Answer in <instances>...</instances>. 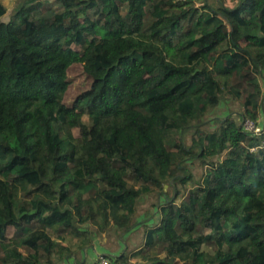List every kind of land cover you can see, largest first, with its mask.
Returning a JSON list of instances; mask_svg holds the SVG:
<instances>
[{
    "label": "trees",
    "instance_id": "16d2710c",
    "mask_svg": "<svg viewBox=\"0 0 264 264\" xmlns=\"http://www.w3.org/2000/svg\"><path fill=\"white\" fill-rule=\"evenodd\" d=\"M57 5L23 0L5 23L0 0V264L78 261L137 228L110 264H264V126L243 127L264 115V0ZM75 65L89 83L69 104ZM229 97L243 123L203 130Z\"/></svg>",
    "mask_w": 264,
    "mask_h": 264
},
{
    "label": "rangeland",
    "instance_id": "374dc122",
    "mask_svg": "<svg viewBox=\"0 0 264 264\" xmlns=\"http://www.w3.org/2000/svg\"><path fill=\"white\" fill-rule=\"evenodd\" d=\"M4 6L7 9L6 15L2 18V21L7 23L10 21V18L15 13L17 6L23 0H1ZM210 3L215 4L216 0H209ZM44 7L46 9L51 8L54 9L58 6V0H42ZM230 5H233L230 3ZM69 81L70 87L68 94L66 95V102L72 104L76 98V96L88 86L89 79L84 74L81 65L73 66L69 71ZM263 88L264 95V82L261 83ZM244 113L243 100H234L232 98H228V100L221 102V104L214 110H212L204 119V124L202 126L205 131H213L218 127V120L224 117H231L237 123H243L241 114ZM256 124L261 128L264 126V115L260 112L256 121ZM194 136H198L194 134V131L191 130L186 132L184 135L185 143L189 146L192 144V140ZM190 170L193 172V175L196 181H200L204 175V168L200 166L198 161L192 162L190 165ZM172 189V188H171ZM168 185L165 186L166 191L172 192V190ZM173 196V194H171ZM182 196L177 199V202H180ZM160 203L159 197L155 195L142 197L140 200V204L138 206V218L141 219L146 214H154L157 211V205ZM9 236H12L14 233V229H9ZM117 233L115 231L105 232L99 237H94L93 239V248L98 249L92 250V247L87 249L85 252H88L87 256L84 257L85 264H89L91 260H96L97 255L101 256L103 254H108L107 252L114 253L116 255H120L123 251L131 252L135 249L140 248L143 245V228L134 229L131 233L123 234ZM122 237V239H121ZM84 251H81L77 255L78 262L83 260ZM73 260V259H71ZM134 262V261H133Z\"/></svg>",
    "mask_w": 264,
    "mask_h": 264
},
{
    "label": "built area",
    "instance_id": "2783aa9c",
    "mask_svg": "<svg viewBox=\"0 0 264 264\" xmlns=\"http://www.w3.org/2000/svg\"><path fill=\"white\" fill-rule=\"evenodd\" d=\"M243 127L246 132L252 133L257 136L261 135L263 131V128L258 126L256 122L250 119L244 121ZM94 264H110V262L104 255H101L98 256L97 261Z\"/></svg>",
    "mask_w": 264,
    "mask_h": 264
},
{
    "label": "crops",
    "instance_id": "0c3cea01",
    "mask_svg": "<svg viewBox=\"0 0 264 264\" xmlns=\"http://www.w3.org/2000/svg\"><path fill=\"white\" fill-rule=\"evenodd\" d=\"M92 250H96V251H94V252H97L98 251V249H96V248H93L92 247ZM89 251H91V249H89ZM108 254H113V255H116V254H114V253H110V252H107ZM103 255H106V254H103ZM87 256V258H88V252H85L84 251V256H83V260L82 261H80V262H78V261H76V260H69L68 262H66L65 264H85L84 263V261H85V259H84V257H86ZM97 258H98V255H97ZM97 261V259L95 260H91L90 261V263L89 264H94L95 262Z\"/></svg>",
    "mask_w": 264,
    "mask_h": 264
}]
</instances>
